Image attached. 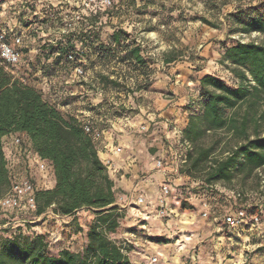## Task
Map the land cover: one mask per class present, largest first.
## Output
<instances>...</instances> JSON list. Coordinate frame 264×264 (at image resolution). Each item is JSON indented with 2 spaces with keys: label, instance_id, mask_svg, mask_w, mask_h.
I'll return each mask as SVG.
<instances>
[{
  "label": "rangeland",
  "instance_id": "374dc122",
  "mask_svg": "<svg viewBox=\"0 0 264 264\" xmlns=\"http://www.w3.org/2000/svg\"><path fill=\"white\" fill-rule=\"evenodd\" d=\"M4 10L6 18L10 22L14 20L11 22V26L15 24L18 27L17 16L10 9L8 3ZM236 10H240L245 15L250 13L253 15L256 12L264 17V0H115L113 8L108 10V14L102 15L99 32L102 41V54L98 55V45H91L93 57L90 56L92 58H88L84 64L86 76L82 87L84 90L88 89L89 94L85 91L82 92V88L71 94L72 88H66L64 85H59L61 87L55 89V92L61 95L60 100L70 97L71 102L67 108L68 115L78 117L90 115L91 120L98 121V125L103 128L109 126L108 120H111L112 116L122 117L125 112L136 114L139 110L138 104L141 106L147 101H152L157 97V94L166 99L167 103L177 100L181 105V111H184V119L187 118L188 121V112H195L196 109H199L197 105L199 94L195 83L203 72L215 73L228 84L238 83V78L232 72L233 66L218 62L224 47L234 43L235 40L264 43V35L257 31L250 33L235 31L239 29L235 18ZM38 31L42 35L48 30L44 27ZM116 31L120 32L119 44L115 43L112 38V34ZM136 44L140 46V55L144 59V63L136 62L131 57L126 58L129 47ZM167 58L172 60L167 62ZM23 61L15 75L25 79L31 85L36 84L38 81L34 73L42 60L38 61L37 58H33L27 61L31 65V70H27L22 65ZM42 62H44L45 74L61 77L68 73L67 67L60 68L59 63L57 67L49 69V62L47 60ZM157 64L160 66L158 67ZM95 66L98 67V70L94 68ZM170 67L176 68V73L169 72ZM157 69L165 70L166 74L165 76L160 75V79L164 83L160 84L159 91H157V87L154 88V85L160 80L156 76ZM177 73L179 74L177 75ZM99 74L108 75V79L117 81L118 85L107 80L102 81ZM72 84L80 86L77 82H72ZM76 95L77 98H74ZM81 102L85 104L79 107ZM93 107H96L101 114H92ZM228 111L226 110V113ZM170 122L168 121L167 128L173 130V124L176 136L167 140L162 135L161 144L164 145V151L159 156L163 163L161 168L165 167L168 169L167 173H172L175 177L181 176V187L201 188V191L196 194L194 203H180L181 208L193 210L195 217L194 225L191 226H195L197 232L200 233L198 236L201 245L192 247L191 239H195L197 236L189 238L187 236L189 233H181V236L172 234L178 230L176 229L179 225L178 221L167 222L162 219L163 225L167 229L158 235L153 232L146 234L141 226L138 227L139 224L135 223L133 227L139 235L123 234L118 238L130 248L128 254L131 256L132 262L148 264L149 257L157 255L156 264H259V260L264 259L259 257V254H264V239L260 240L264 238V183L258 178V171L249 176L236 175L229 182L203 184L202 174H186L184 172L185 162H180L187 152L179 141L186 123L179 128L174 122ZM177 131H180L179 136ZM199 141L206 145L215 144L214 154L221 153L227 146L234 143L230 134L224 131L207 132ZM150 152L153 150L150 149ZM157 159L158 157L152 160L156 162ZM49 173L48 169L43 171L42 174L45 176L42 175V178L49 179ZM170 176L172 177V175ZM31 178L36 182L34 175ZM232 192L239 193L240 196H235ZM202 200L207 203L208 214L205 217L201 215ZM239 206L245 207L248 214H258L261 219L260 223L255 226L227 229L223 223L224 214ZM124 210L126 214V208ZM78 212L80 221L85 222L84 227L93 216V210L81 208ZM149 212L155 213V209L151 207ZM3 213L0 210V221L5 218ZM29 214L31 213L9 211L6 213L8 215L6 219H11V223H16L21 217ZM127 215L128 220L131 219L130 213ZM46 219L55 220V216L54 218L47 216ZM167 223L168 225H166ZM62 224H70V230L76 228L73 225V219L62 220ZM129 225L131 224H125V231L132 227ZM188 229L193 232L192 229ZM149 236H158L164 242L161 241L155 248L152 244H156L157 241ZM71 241L68 245L71 249H81V247H72ZM259 242L263 244L261 245ZM60 248L62 246L50 245V250L54 252ZM194 251L197 256L192 259L191 255Z\"/></svg>",
  "mask_w": 264,
  "mask_h": 264
},
{
  "label": "trees",
  "instance_id": "16d2710c",
  "mask_svg": "<svg viewBox=\"0 0 264 264\" xmlns=\"http://www.w3.org/2000/svg\"><path fill=\"white\" fill-rule=\"evenodd\" d=\"M236 12L239 29L235 31H257L264 35L262 14ZM93 36L97 38L98 33H83L81 40L86 49ZM112 38L119 44L120 32H114ZM72 40V36L66 37L67 45L60 47L61 55L73 46ZM98 47L101 55L102 41ZM45 49L51 52L55 47L49 44ZM140 50L138 44L129 47L126 58L144 63ZM60 56L53 60L60 61ZM218 62L233 66L238 83L228 84L210 72L199 77V109L189 113L182 129V138L192 144L186 152L184 172L202 174L203 184L229 182L236 175L249 176L257 170L264 178V43L235 40L224 47ZM99 77L118 85L108 75ZM70 102V97L60 101ZM95 113L101 114L98 110ZM218 131L229 133L234 143L214 154L215 144L206 145L199 140L207 132ZM10 133L26 134L35 152L51 163L55 183L51 188L37 189L33 213L16 223L1 219L0 264H133L128 255L130 248L111 236L120 227L125 210L116 203L114 181L97 153L94 140L75 116L64 113L33 85L15 76L0 58V197L9 186L3 137ZM200 189L192 187L190 191L197 194ZM81 208L93 210L81 249L62 246L51 251L47 233L39 230L47 212L68 216ZM75 223V231L85 229ZM130 230L133 232L134 228ZM149 238L164 242L158 236Z\"/></svg>",
  "mask_w": 264,
  "mask_h": 264
},
{
  "label": "built area",
  "instance_id": "2783aa9c",
  "mask_svg": "<svg viewBox=\"0 0 264 264\" xmlns=\"http://www.w3.org/2000/svg\"><path fill=\"white\" fill-rule=\"evenodd\" d=\"M7 3L17 16L18 27L15 24L12 25L15 27L8 25V20L3 19L1 13L4 11ZM114 3L115 0H0V58L11 68L15 75L24 57L29 60L33 58L38 59L41 53L44 58L42 60L55 59L61 55L60 47L67 45L66 37L72 36L73 46L60 56L61 60L59 61L60 68L67 67L68 73L61 77L59 76L60 78L51 74H45L44 62L41 61L37 66L36 73H34L38 82L33 84L44 98L56 104L64 113H67L66 110L69 103L61 104V95L57 94L55 89H59L61 87L59 85H64L68 88V84H72V82H77L83 86L82 82H84L86 76L84 64L88 57L92 56L90 46L100 44L99 32L102 25V15H107L108 10L113 8ZM44 27L48 31L41 35L38 30H42ZM40 32L43 33V31ZM89 32H97L98 37L95 38L93 36L92 44L86 49L83 46L81 37L83 33ZM49 44L55 47L51 52L45 49ZM46 53H48V56ZM22 80L26 81L23 78ZM70 93L72 94L73 92L70 91ZM75 117L81 122L83 130L91 136L94 142L103 138L105 129L98 125V121L91 120L92 117L90 118V115ZM141 129L145 130L146 127L142 126ZM177 132L179 136L180 131ZM12 140L14 145L17 146L19 153L26 156L29 155L32 144L28 138H25L21 133H17L13 136ZM179 141L186 151L191 148V143L188 140L180 139L179 137ZM120 151V147L114 148V152ZM35 155L36 162H32L29 159L30 157L24 158L26 160V163H24L25 170L22 171H18L13 164L7 161L9 186L0 197V210L4 212L5 218H8L6 213H9V211L33 213L36 208L35 193L39 187L31 178L32 174L29 172V167L30 165H35L42 172L50 168L53 170V168L47 159L41 158L36 152ZM102 161L108 171L114 169L115 164L110 159L105 158ZM185 161L186 153L180 162L184 163ZM155 165L157 168H161L163 166L162 160L157 159ZM257 171L260 181L264 183L262 172L260 170ZM181 186L173 188L168 181H163L160 186L159 203L156 207L147 200L145 193L138 194L136 199L130 203V206L140 209L142 214L145 212L141 219H136V223L141 226L146 234H152L150 230L151 226L147 225L151 217L156 218L158 216L157 218L167 221L174 216L171 210L173 203L180 205L182 202H187L188 204H192L196 200L197 195L190 191L192 187ZM232 194L240 196L239 193L232 192ZM170 196L173 198V200L171 199L173 203L168 201ZM116 203L120 208H125V205L120 204L118 201ZM201 206L203 207L201 215L205 217L208 214L207 203L202 200ZM151 207L155 209V213L149 212ZM54 216L58 218L67 217L59 214H54ZM260 221L261 219L258 214H248L243 206L236 207L223 216V223L230 230L233 228H244L245 226H255ZM8 223H5L3 226ZM133 233L132 231L128 232L131 235ZM123 244L125 245V243ZM191 256L194 259L197 256L196 251ZM157 261V255H153L149 257L148 264H156Z\"/></svg>",
  "mask_w": 264,
  "mask_h": 264
},
{
  "label": "crops",
  "instance_id": "0c3cea01",
  "mask_svg": "<svg viewBox=\"0 0 264 264\" xmlns=\"http://www.w3.org/2000/svg\"><path fill=\"white\" fill-rule=\"evenodd\" d=\"M5 12L6 11L4 10L1 14L3 15V19L8 20L6 18L7 15ZM11 22L8 20V25H11ZM39 55L41 59L38 58V61L39 59H44L41 53ZM23 60L24 61L22 65L27 68V70H31V65L27 63V61L29 60L25 57ZM52 60H47L49 62L48 67H57L58 61ZM157 66L159 67L160 64H157ZM94 68L98 70V67L95 66ZM97 70L95 71L97 72ZM176 71L177 70L174 67L169 68V72L176 73ZM178 74L179 73H177V75ZM22 75L24 76L23 73ZM160 75L165 76V70L162 71L160 69H157L156 76L158 77V79H160ZM161 83L163 84L164 82H162V80L160 79L157 81L156 85H154V88L157 87V91H159ZM68 87L72 88L71 92H74L75 90L77 91L79 88H82V90L80 89L82 92L85 91L88 92L87 94H89V90H84L81 85L77 86V84H71L68 85ZM195 87L198 88V80L197 83H195ZM81 91H79V93H82ZM74 98H77V95L74 96ZM86 99L88 100L89 97ZM84 104V102H81V105L79 107ZM137 106L139 110H137L136 114L125 112L122 117H115L111 115V120H108L110 122L108 124L109 126L104 128L105 132L103 138L99 141H95L97 153L101 160L108 158L113 162V164H115L114 169H111L110 171H108V173L114 181L115 189L117 191V201L120 204L125 205L126 208V214L121 220V225L118 228L117 232L111 235L112 238H120L121 236H123V234L127 235L129 229L128 231H125V224H131L129 226H132V228H134L133 226H135L136 219H141L142 215H144V211V213L142 214L140 209L130 206V203H132L136 199L138 194L145 193L147 200H149V202L156 207L159 203L160 186L162 185L163 181H168L173 188L179 187L182 184L181 176L175 177L174 174L167 173L168 169H166L165 167V169L157 168L155 165L156 162L152 160L156 157H158L159 159V156L162 155L164 151V145L161 144L162 135L165 136L167 140L172 139L174 136H176L173 124V130L167 128L168 121L174 122V124L179 128L184 126V124L186 123L187 118L184 119V111H181V105H179V102L177 100L171 103H167L166 99L159 97V94H157V97H155L152 101H147V103H144L141 106L140 104H138ZM96 111L97 109L94 108L91 113L96 115ZM142 126H145L146 129L142 130ZM15 134L17 133H10L3 137V150L6 160L8 162H10L11 160L10 163H12L18 171H22L25 170L24 163H26L24 156L26 158L30 157L29 159L32 162H36V155L33 146H31V152L29 153V155L26 156L25 154L19 153V151L17 150V146L14 145L12 140ZM21 134L25 138H27L25 133ZM115 147H120L121 151L114 152ZM150 149L153 150V152H150ZM168 168L171 169L172 167ZM29 172L36 178V184L39 189L51 188L54 186L55 179L53 170L51 168L49 169L50 177L47 180L45 179V177L42 178V175L44 174H42V171L39 170L35 165H30ZM170 175H172V177ZM171 199L173 200V198L170 196L168 198V201L173 203ZM171 210L174 213V216L171 219L167 220V222L172 220L179 222V225L176 228L178 230L176 232H173L172 234H178L179 236H181V233H189L187 234L189 238H195L197 236L195 239H191V243L193 245L192 247L201 245V243H199L200 241L198 236L200 233L197 232L195 226H191L194 222L195 217L193 210L191 208H181L177 203L172 204ZM127 213H130L131 219L129 220ZM47 216L54 218L50 210L47 212ZM69 219H73L74 223L78 222L79 226L81 227H83V224L85 223L80 221V213L77 211L75 214L68 215L66 218L62 217L61 219H59L58 217H55V220L50 219V221L48 219H45L39 226V230L47 233L50 244L57 246H68L69 241L72 240V247H82L85 240L84 232L87 229V224H85V226L83 227L85 229H83L82 231H75L74 229L70 230V224H62V220L67 221ZM150 219L151 220H149V224L147 223V225L152 226L150 227V230L151 232H153V234L158 235L161 233V231L167 229V227H164L162 219L154 217H151ZM166 225H168V223ZM137 226L139 227L140 225ZM196 226H198V224H196ZM188 228L192 229L193 232H191ZM167 231L169 232V230ZM133 232L132 233L134 235H139L136 232L135 228ZM263 239L264 238L260 240ZM159 243L160 242H157L156 244L152 245L156 248L158 247L157 245ZM191 243L190 241L188 242L189 247L191 246ZM259 244L262 245L263 243L259 242ZM259 257L264 258V254H259ZM129 259L132 262L131 256H129ZM174 259L177 260V258ZM259 262V264H264V259H260Z\"/></svg>",
  "mask_w": 264,
  "mask_h": 264
}]
</instances>
